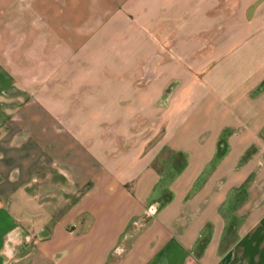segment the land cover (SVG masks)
Segmentation results:
<instances>
[{
  "label": "crops",
  "instance_id": "1",
  "mask_svg": "<svg viewBox=\"0 0 264 264\" xmlns=\"http://www.w3.org/2000/svg\"><path fill=\"white\" fill-rule=\"evenodd\" d=\"M5 7L0 264H264V0ZM159 43L180 64L165 72L185 73L143 89L100 77ZM163 150L182 156L170 175L155 163ZM241 185L226 231L222 206Z\"/></svg>",
  "mask_w": 264,
  "mask_h": 264
},
{
  "label": "rangeland",
  "instance_id": "2",
  "mask_svg": "<svg viewBox=\"0 0 264 264\" xmlns=\"http://www.w3.org/2000/svg\"><path fill=\"white\" fill-rule=\"evenodd\" d=\"M20 3H23L24 0H17ZM22 8V7H21ZM20 7H16L15 9H20L22 10ZM0 9H9L8 7L5 8H0ZM18 21V19H16ZM162 41V40H159ZM212 42L208 41V44L206 45V49H210L211 48V44ZM157 51L155 49L156 52L153 53H149V52H142V53H138L135 57V61L136 64L133 65L132 69L126 70L124 72H102L104 73L103 75H101L100 73V77L107 79L110 78L111 80L117 81L119 79H125L128 82H130L132 84V86L135 89H143V88H147L149 86H151V84L164 79V78H169V79H173L172 76H176V75H182L183 71L181 70H176V71H170L168 72L169 75H167L168 73L165 72V68L164 65L166 64H170V63H176L178 64L179 60L176 59L175 55L173 54V52L166 46V44H157ZM78 62V60H76ZM177 66H180V64H178ZM112 73V74H111ZM116 73V74H113ZM192 76H194L195 78L199 75L198 72L192 71L190 72ZM174 74V75H172ZM111 75V76H110ZM171 76V78H170ZM87 78L90 80L92 79V76L90 75V72H87ZM149 124L151 125L152 122L150 121ZM149 125V126H150ZM145 135H143L144 137ZM140 138V136L138 135H132V136H128V143H134L136 142L138 139ZM263 136H260V142H262ZM170 153L167 150H163L160 151L155 163L157 164V167L159 169L162 170V172H165V170L167 169V174H171L172 173V167L170 166L169 163H172L173 166L177 165L178 162L180 160H182V156L180 155H169ZM172 161V162H171ZM169 169V170H168ZM244 185H241L237 188H235L232 192H230V194L228 195L226 201H224V204L222 206V211H223V215H224V221L226 223V231L229 230L231 228V226L240 220V215L237 214L236 212V208L238 203L240 202L241 198H243V194H244ZM165 196V194L163 195ZM154 211V210H153ZM145 213L144 215H141L139 219H137L139 223H141V225H136L137 227H134L133 229H131L130 231H124L125 235H120L119 239H123L124 236V244L121 243H117L116 245H114L112 247V254H111V259L112 262H114V260H116V258H118L119 254L124 252L126 245H128V242L133 238V236L141 231V227H144V224H148L151 220L152 217V213ZM206 230H203L202 232V239H204L206 237ZM231 236V233L228 234V237ZM119 241V240H118ZM6 264V263H5Z\"/></svg>",
  "mask_w": 264,
  "mask_h": 264
},
{
  "label": "built area",
  "instance_id": "3",
  "mask_svg": "<svg viewBox=\"0 0 264 264\" xmlns=\"http://www.w3.org/2000/svg\"><path fill=\"white\" fill-rule=\"evenodd\" d=\"M153 211V207H151V206H149L147 209H146V213H151ZM10 262H11V260H9V258L8 259H6V264H10Z\"/></svg>",
  "mask_w": 264,
  "mask_h": 264
}]
</instances>
